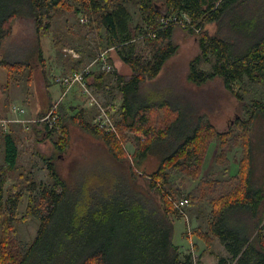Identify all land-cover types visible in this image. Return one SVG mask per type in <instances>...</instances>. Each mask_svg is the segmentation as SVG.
<instances>
[{
    "label": "trees",
    "instance_id": "1",
    "mask_svg": "<svg viewBox=\"0 0 264 264\" xmlns=\"http://www.w3.org/2000/svg\"><path fill=\"white\" fill-rule=\"evenodd\" d=\"M130 5L137 8L141 19L136 25ZM66 9L84 13V19L90 20L96 31H89L90 35L94 41L99 38L96 48L102 51L98 55L107 51L112 62L111 52H115L118 60L129 66L130 73L121 74L114 66L111 72L99 69L87 74L92 90L101 88L114 74L117 76V91L123 98L116 120L118 135L98 127L84 110L63 104L59 106L56 126L44 127L45 136L51 137L58 130L55 145L66 151V121L78 125L108 145L116 173L96 184L72 185L75 177L69 182L59 174L52 157H44L51 183L36 182L28 175L21 187L19 183L8 186L11 174L21 169V151L16 135L1 127L0 264H193L190 258L180 259V248L173 242V216L182 213L171 201L176 193H181L190 203L198 202L207 192L213 195L208 229L198 226L195 233L208 239L212 233L223 242L230 256H222L218 264L235 260L240 264H264V180L258 185L254 180L252 141L257 118H264V102L253 100L248 117L241 115L234 125L219 130L202 106L162 93L161 98L151 96L146 88L178 50L173 37L176 29L183 27L162 19L186 14L191 26L183 29L196 35L200 49L190 62L189 79L201 85L219 77L242 107L247 106L236 84L247 78L264 86V0H0V71L7 70L3 88L12 80L21 79L31 65L27 60L3 54L16 20H33L37 33L35 48L42 61V36L49 33L55 13ZM211 23L216 24L213 33L208 29ZM137 37H143L142 47L135 40ZM142 49L149 53L143 54ZM88 53L82 50L81 58L91 55ZM201 54L207 59L215 58L211 69L198 67ZM76 59V64H80V59ZM154 99L159 100V108H166L160 129L148 113ZM45 114L41 112L37 117ZM127 130L137 133L135 138L130 137L136 145L131 155L125 147L129 141ZM213 139L221 145L216 156L220 164L231 141L243 145L239 170L228 179L201 176ZM128 156L142 166L154 156L158 165L151 172H137L130 165L128 175L124 165ZM177 171L199 179L198 188L182 192L172 181ZM140 176L146 180V186L138 184ZM27 192L28 205L20 214L19 207ZM152 192L158 200L152 198ZM33 218L40 222L37 235L32 243L22 245L17 225ZM125 228L148 229L149 235H153L150 241L147 236L141 241L137 239L129 250L122 245Z\"/></svg>",
    "mask_w": 264,
    "mask_h": 264
},
{
    "label": "rangeland",
    "instance_id": "2",
    "mask_svg": "<svg viewBox=\"0 0 264 264\" xmlns=\"http://www.w3.org/2000/svg\"><path fill=\"white\" fill-rule=\"evenodd\" d=\"M75 5L80 7L79 3H75ZM130 6V11L134 17L133 25H136L141 19L137 8L133 5ZM85 17L87 16L84 13H76L72 9L59 10L55 13L49 33L42 36L44 55L42 61L35 48L37 33L34 22L31 19L18 18L14 25V33L4 44L3 54L7 58L27 60L31 63L25 69L24 76L21 79L12 80L6 88H3V84L7 82V70L2 69L0 71V128H4V131H12L16 135L21 151L19 158L21 169L11 174L8 186L12 183H19L21 187L25 184V179L28 175L36 182L51 183L52 179L44 157H52L59 174L69 182L73 181L75 177L72 185L88 186L96 184L105 179L109 180L116 173L115 159L112 157L113 155L110 153L108 145L100 138H95L84 132L78 125L66 121L69 129V145L66 151H62L55 145V141L60 134L58 130L50 137L49 135L45 136L43 125L32 124L27 129L15 121L18 117L12 111L13 105H19L27 109V116L29 117H37L38 114L45 112V110L48 112L55 103H58L62 96L61 83H57V78L73 71L82 70L88 65L87 63L97 57L99 51H102L97 50L99 38L97 37L94 41V37L90 35L89 31H95V29L90 20H83ZM208 29L213 33L216 29V24H209ZM135 40L138 44H141L139 47H142L143 37H137ZM173 40L174 44L178 46V50L166 63L158 78L152 81L151 84H147L146 88H149L150 92H152L151 96L161 98L162 94H165V96L177 98V100L182 102L192 101L193 104L203 107V111L207 112L211 121L219 130H226L231 125H234L236 118L241 117V115L248 117L252 110L250 105L253 100H262L264 102V86L251 83L247 78L236 84L244 97V104L247 105L245 107H242L237 98L225 89L223 81L219 77L201 85L191 81L188 73L191 60L195 59L200 51L198 39L190 31L178 28ZM82 50L89 52L91 55L88 56L86 54L83 58L73 56V52L80 54ZM142 52L143 54H146V52L148 54L149 50L145 49L144 52L142 49ZM111 56L113 57V65L118 68L114 61L117 58L115 52L112 51ZM76 58H81L79 60L80 64L72 62V59L77 60ZM214 59L213 56L207 59L205 55L201 54L197 65L203 69H211ZM72 65H74L73 68L71 67ZM120 71L122 74H129L130 68L128 65L123 64ZM95 91L99 94L97 88L92 90L94 94ZM99 96L101 97L100 94ZM115 96L112 99L113 101L108 100L106 102L102 97L99 100L106 105H111L112 109L110 111L111 113L113 112L111 117L115 126H117L116 120L120 116L119 107L123 98L118 91ZM68 101L72 104L68 105ZM151 102L153 106L148 111L149 117L160 129L164 125L162 120L165 116L166 108L158 107V99H154ZM63 104H66L69 108L84 110L88 113L89 119H94L96 114V108L87 106V99L82 95L78 87L70 90L65 98L58 103L59 112V106ZM116 129L117 133L112 134L118 135V127ZM126 133L129 136V141L126 142L125 147L129 155H131L136 145L134 139L130 141V137L135 138L137 133L130 130H127ZM252 141L254 148V180L257 181L258 185L264 180V118H257L252 133ZM227 148H229V151L224 161L222 164L218 163L216 156L221 149V145L217 139H213V143L209 147L204 160L201 176L209 175L211 179L224 180L237 174L244 156L243 145L240 141H231ZM133 160L135 159L132 158L131 160V157L128 156V159L124 162L126 170L129 171L127 172L128 175H130V165L137 172H144V170L151 172L158 165V160L154 156L150 157V161L143 166ZM20 172H23L24 175L20 176ZM105 175L106 177L103 178ZM172 181L179 185L184 193L196 190L199 184V179H193L181 171H177L172 176ZM138 184L146 186L147 183L140 176L138 177ZM224 187H227V185ZM151 195L152 198L158 200L154 192ZM212 196L210 192H207L203 199L189 203L185 207V215L173 216V242L179 246L180 259L183 261L190 258L193 264H218L222 256H230L223 242L214 234L210 233V239H208L204 235L201 236L197 232L195 233L198 226H201L205 231L208 229V216L212 210L210 198ZM182 197L185 196L181 193H176L171 202L175 206ZM27 205L28 192L25 193L19 207L20 214L25 212ZM39 224V220L33 218L28 221H22L17 225L18 238L22 245L32 243L37 235ZM149 232L148 229H138L136 231L135 229L125 228L122 235L123 247L128 246L129 250H132L134 242L137 239L141 241L144 236H147V240L150 241L153 233L151 232L149 235ZM231 264L240 263L235 260Z\"/></svg>",
    "mask_w": 264,
    "mask_h": 264
},
{
    "label": "built area",
    "instance_id": "3",
    "mask_svg": "<svg viewBox=\"0 0 264 264\" xmlns=\"http://www.w3.org/2000/svg\"><path fill=\"white\" fill-rule=\"evenodd\" d=\"M164 23H173L178 24L183 28H188L191 26V20L188 15L183 14L181 17L177 15H173L168 17L167 19H162ZM193 27V25H192ZM199 29H197L198 31ZM74 57H81L80 54L73 52ZM88 65L83 68L82 70L73 71L70 74L65 76H60L57 78V83H61L62 88V96L58 100V103L65 98L70 90L73 88H80L82 94L87 99V106L97 105V112L94 118V123L102 128L103 130L111 133H117V129L114 123L113 118H111V113L109 107H105L101 105L96 97L92 94L90 87H89V78L87 74L95 71L97 69H102L111 72L114 69V65L108 59L107 52L100 53L94 60L87 63ZM99 67V68H96ZM58 103L46 112V114L42 117H29L27 116V109L23 106L13 105L12 111L17 115L16 122L22 124L25 128L29 129L32 124H40L48 126L49 129H52L56 126L58 119H59V110H58ZM9 132L8 130H5ZM189 199L186 197L180 198L179 201L175 204V207L182 213L186 214L185 207L189 204Z\"/></svg>",
    "mask_w": 264,
    "mask_h": 264
},
{
    "label": "crops",
    "instance_id": "4",
    "mask_svg": "<svg viewBox=\"0 0 264 264\" xmlns=\"http://www.w3.org/2000/svg\"><path fill=\"white\" fill-rule=\"evenodd\" d=\"M78 60H73L72 59V62H75V64L77 63ZM115 65L118 67L116 69H119L118 71H120L123 63L118 60V58H115ZM119 62H120V65H119ZM74 65H72L71 67L73 68ZM120 67V68H119ZM121 73V71H120ZM127 73V72H126ZM122 74V73H121ZM125 74V73H124ZM97 90H99V94L101 95L102 98H104L106 101L110 100V101H113L112 99H114L115 94L118 90V81H117V76L114 74L113 77L111 78V80H108L101 88H98ZM75 95V94H74ZM73 95V96H74ZM71 97V96H70ZM69 97V98H70ZM72 103H70L68 101V105H70ZM93 108V106H92ZM47 111L45 110V113Z\"/></svg>",
    "mask_w": 264,
    "mask_h": 264
},
{
    "label": "bare ground",
    "instance_id": "5",
    "mask_svg": "<svg viewBox=\"0 0 264 264\" xmlns=\"http://www.w3.org/2000/svg\"><path fill=\"white\" fill-rule=\"evenodd\" d=\"M83 20L84 21H87V19H84L83 18ZM105 52H107V51H105ZM90 90H91V88H90ZM91 92H92V90H91ZM82 93V92H81ZM92 94L96 97V99L98 100V102L101 104V105H103V106H105V107H109L110 109H112V107H111V105L109 104V105H105L103 102H100V100H99V97L97 96V94L95 93H93L92 92ZM83 95V94H82ZM84 96V95H83ZM85 97V96H84ZM86 98V97H85ZM93 108H96V112H97V105L95 104V105H93ZM112 118V117H111ZM117 127V126H116Z\"/></svg>",
    "mask_w": 264,
    "mask_h": 264
}]
</instances>
